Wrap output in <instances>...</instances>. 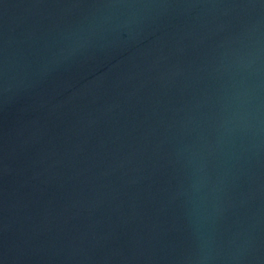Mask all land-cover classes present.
Here are the masks:
<instances>
[{
	"label": "water",
	"instance_id": "water-1",
	"mask_svg": "<svg viewBox=\"0 0 264 264\" xmlns=\"http://www.w3.org/2000/svg\"><path fill=\"white\" fill-rule=\"evenodd\" d=\"M0 264H264V0H0Z\"/></svg>",
	"mask_w": 264,
	"mask_h": 264
}]
</instances>
